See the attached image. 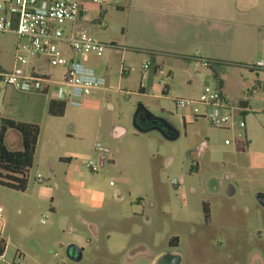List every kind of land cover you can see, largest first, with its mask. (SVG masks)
<instances>
[{
    "label": "rangeland",
    "instance_id": "1",
    "mask_svg": "<svg viewBox=\"0 0 264 264\" xmlns=\"http://www.w3.org/2000/svg\"><path fill=\"white\" fill-rule=\"evenodd\" d=\"M259 1L264 10V0ZM219 2L212 0L214 7ZM141 11H145L141 5L129 0L91 5L87 24L92 37L117 47L106 46L102 57L75 54V59L98 73L107 72L106 67L114 70L112 83L103 92L85 97L81 107L66 104L62 115H53L48 104L44 106L50 103L49 93L13 87L12 93L0 81V119L40 126L27 188L0 184L3 236L11 239L9 261L17 260L18 253L23 264H119L140 246L145 255L138 264H152L154 257L176 251L182 257L180 264H264V206L256 199L257 193L264 194V93L256 91L250 98L253 107L237 116L246 128L214 127L205 118L180 110L175 97L201 93L187 87L188 75L166 59L163 67L172 68L173 74L164 93L159 76L142 68L151 55L135 53L131 47L166 50L153 45L150 36L186 32L179 26L157 24L154 16L144 18ZM59 25L65 31L71 27L68 22ZM18 42L15 33L0 32V72L12 69ZM259 48L264 50V45ZM122 49L127 50L124 62ZM110 50L119 54L108 62ZM20 51L40 73L62 79L64 67L52 66L21 46ZM122 63L131 66V72L119 81ZM206 83H216L212 74ZM142 105L160 119L174 121L180 137L168 140L156 131L138 132L133 114ZM116 126L123 127L125 134L111 132ZM98 142L109 148V158L103 168L92 171L86 158L99 162ZM228 177L236 189L233 196L224 184ZM214 178L222 181L219 192L212 190ZM83 190L95 197L104 195L105 203L88 205ZM205 203L210 208L208 219ZM89 223L98 227L97 236ZM70 244L83 248L80 261L69 258ZM0 264L7 263L0 260Z\"/></svg>",
    "mask_w": 264,
    "mask_h": 264
},
{
    "label": "built area",
    "instance_id": "2",
    "mask_svg": "<svg viewBox=\"0 0 264 264\" xmlns=\"http://www.w3.org/2000/svg\"><path fill=\"white\" fill-rule=\"evenodd\" d=\"M106 2L108 0H0V32H12L19 37L13 67L9 71L0 72V81L17 91L49 93L52 100L81 107L85 97L106 88L107 81L94 68L75 59V54L102 57L106 46H117L113 43L105 45L94 39L89 30L78 26V23L88 12V4ZM59 22L71 23V27L65 31ZM20 46L33 56H43L52 66L64 67L62 79L57 80L51 74L40 73L37 66L21 53ZM189 58L196 71L212 69L220 63L199 54ZM246 67L264 70V57ZM142 68L159 76L162 91L168 92L167 78L171 75L170 71L154 64L151 58L142 64ZM129 70V67L122 66L121 75ZM174 101L180 110L186 111L193 118H205L214 127L233 128L238 125L246 128L244 120L236 121L237 116L246 109L241 105L230 104L217 82L206 83L197 97H175ZM225 143L229 144V140ZM96 150L100 155L108 156L109 148L99 142ZM85 164L92 171L100 168L99 162L90 157L86 158ZM38 179L42 181V176L38 175ZM173 183L177 184V180L174 179ZM2 211L0 206L1 234L4 231ZM16 256L17 260L8 261L4 255H0V260L8 264H23L21 254L17 253Z\"/></svg>",
    "mask_w": 264,
    "mask_h": 264
},
{
    "label": "crops",
    "instance_id": "3",
    "mask_svg": "<svg viewBox=\"0 0 264 264\" xmlns=\"http://www.w3.org/2000/svg\"><path fill=\"white\" fill-rule=\"evenodd\" d=\"M110 1L108 0L107 3ZM129 1L144 8L145 11L140 13L144 18L149 19V16H154L157 24H169L170 26L175 25V28L178 26L179 29L184 28L186 33L178 31L175 34L163 35L157 33L155 37L150 36L151 41L154 42L152 43L153 45L156 47L165 46L163 48H167L166 50H145L141 47L131 48H133L132 50L135 53L141 51L149 53L153 63L158 66L163 67L166 59H169L172 66H179L188 75L187 87L195 94L198 92L193 89V86L201 92L210 74L214 76L228 102L235 106H243L246 109L245 112L252 106L250 98L255 97L256 91L264 93V70H251L246 67L264 56V50L259 48L264 45V10L259 0H236L235 2L220 0L215 7L212 4V0ZM91 5L93 4H88L89 9ZM215 8L216 10H214ZM88 12L81 17L78 26L89 30L87 24ZM230 32L233 33V36L230 35ZM230 36L232 37L230 38ZM218 44H220L219 50H212V48L217 49L216 46ZM191 48L196 50H187ZM110 51L111 54L107 58L108 62L113 60L114 55L119 54L117 50ZM126 53L127 50H121L122 62L125 60ZM196 54L222 64L215 66L210 71L195 72L189 57ZM133 57L135 58V55ZM122 66L125 65L123 63L120 64L118 70L119 81L127 77L131 72V66H125L129 67L130 70L121 75ZM233 67H238L239 70H234L236 71L234 72L231 70ZM106 68L107 72L103 69L99 74L106 79L107 85H109L113 81L112 74H114V70L113 67ZM169 70L173 74V69L169 68ZM242 70L246 71L247 74H244ZM11 88V86L7 85V91L12 92L14 88ZM104 89L106 88L98 90L96 94L103 92ZM144 89L145 87L142 86L141 90L143 91ZM12 98L14 97L12 96ZM47 104L49 106V100L44 106L46 107ZM167 120L177 127L174 121L169 118ZM111 132L122 136L126 130L121 126H116ZM5 143L7 147L13 146L9 147L11 150L22 149L23 140L21 133L16 129L9 128L6 132ZM226 180L228 181L230 178L228 177ZM221 189L222 186L219 182H216L215 187L212 188L215 192H219ZM229 191L236 193L234 186ZM82 194L86 196L84 200L90 206H100L106 201L105 196L102 194L95 197L89 195L86 190H83ZM89 226L97 236L98 227L96 224L89 223ZM10 244L11 239L0 233V255H4L6 260H8ZM136 248L139 249L136 250ZM16 250L20 249L17 248ZM131 252L122 262L119 261V264H138V260L145 255V250L142 247L140 248V246L134 247ZM158 256L152 259V264H154ZM5 263L8 264V262Z\"/></svg>",
    "mask_w": 264,
    "mask_h": 264
},
{
    "label": "trees",
    "instance_id": "4",
    "mask_svg": "<svg viewBox=\"0 0 264 264\" xmlns=\"http://www.w3.org/2000/svg\"><path fill=\"white\" fill-rule=\"evenodd\" d=\"M65 103L50 100L49 112L53 115H62ZM9 128L18 130L22 135L23 147L11 150L5 143L6 132ZM40 133V126L34 122L18 121L11 118L0 119V184L13 189L25 190L27 188V173L32 167L36 146ZM205 218L210 216L207 204H204ZM1 254V253H0Z\"/></svg>",
    "mask_w": 264,
    "mask_h": 264
},
{
    "label": "water",
    "instance_id": "5",
    "mask_svg": "<svg viewBox=\"0 0 264 264\" xmlns=\"http://www.w3.org/2000/svg\"><path fill=\"white\" fill-rule=\"evenodd\" d=\"M140 107V106H139ZM139 107L137 108V110L135 111V113L133 114V126L134 128L141 133H148V132H152V131H156L158 133H160L164 138L168 139V140H175L178 139L180 137V130L174 126L173 123H171L168 120H162V123H158L157 120H161L158 116L152 114L149 110H147V116H152L153 118H155V121L152 125L150 126H144L142 125L138 120H137V114L139 111ZM167 126H169L170 128H166ZM106 159H107V155L106 154H102L99 157V164H100V168H103L106 164ZM229 195H233L234 192H228ZM256 199L257 201L264 206V194L262 193H257L256 194ZM67 254L69 256V258L71 260L74 261H80L83 257V248L77 244H70L67 246ZM179 256V257H178ZM175 258H180V255H177L173 252L170 253H163L160 256H158L155 259L154 264H169V262L174 261L172 259ZM181 259L177 262L180 263ZM173 264V263H171Z\"/></svg>",
    "mask_w": 264,
    "mask_h": 264
},
{
    "label": "flooded vegetation",
    "instance_id": "6",
    "mask_svg": "<svg viewBox=\"0 0 264 264\" xmlns=\"http://www.w3.org/2000/svg\"><path fill=\"white\" fill-rule=\"evenodd\" d=\"M147 108H145L143 105L142 106H140L139 107V111H138V114H137V120L142 124V125H144V126H150V125H152L153 123H154V121H155V118H153L152 116H147L146 117V115H147ZM162 120L163 119H161V120H157L158 121V123H162ZM166 128H170L169 126H167ZM216 179L214 178L213 179V182H212V184H211V186H212V188H214L215 187V184H216ZM214 182H215V184H214ZM218 182L219 183H221V186H222V181H219L218 180ZM224 184H226V187H228V189H227V193L228 192H232V191H229L231 188H233V185L229 182V181H224ZM205 204H207V203H205ZM207 206H208V204H207ZM208 208H209V206H208ZM209 212H210V208H209ZM173 253H175V254H177V255H180V258L178 259V258H175V259H172V260H174V261H171V262H169V264H171V263H173V264H177V262L182 258L181 257V254H180V252H173ZM179 257V256H178ZM178 264H180V263H178Z\"/></svg>",
    "mask_w": 264,
    "mask_h": 264
}]
</instances>
